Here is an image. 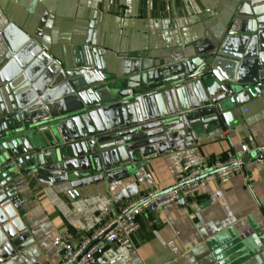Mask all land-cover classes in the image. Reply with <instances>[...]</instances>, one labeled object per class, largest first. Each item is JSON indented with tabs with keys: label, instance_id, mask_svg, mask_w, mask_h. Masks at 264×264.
<instances>
[{
	"label": "crops",
	"instance_id": "crops-1",
	"mask_svg": "<svg viewBox=\"0 0 264 264\" xmlns=\"http://www.w3.org/2000/svg\"><path fill=\"white\" fill-rule=\"evenodd\" d=\"M243 0H0L2 32L14 24L57 60L71 64L88 48L107 73L132 54L158 57L190 51L220 31ZM89 41V45H87ZM92 48L93 52H90ZM237 88V87H236ZM233 128L212 126L188 148L142 160L111 180L72 189L31 179L16 184L18 215L31 242L13 264H57L63 231L77 243L120 208L153 187H172L178 175L209 158L234 156L243 144H264V87L238 94ZM242 161L226 178L204 177L198 191L144 213L125 247L106 248L98 264H264V166Z\"/></svg>",
	"mask_w": 264,
	"mask_h": 264
},
{
	"label": "water",
	"instance_id": "water-1",
	"mask_svg": "<svg viewBox=\"0 0 264 264\" xmlns=\"http://www.w3.org/2000/svg\"><path fill=\"white\" fill-rule=\"evenodd\" d=\"M2 37L0 264H13L31 242L17 213L20 179L72 189L111 180L155 154L192 146L212 126L233 128L238 94L264 87V0H243L190 51L132 54L113 73L88 48L64 64L11 23Z\"/></svg>",
	"mask_w": 264,
	"mask_h": 264
},
{
	"label": "built area",
	"instance_id": "built-area-1",
	"mask_svg": "<svg viewBox=\"0 0 264 264\" xmlns=\"http://www.w3.org/2000/svg\"><path fill=\"white\" fill-rule=\"evenodd\" d=\"M252 151L255 160L264 166V144L254 149L243 144L232 157L209 158L201 164L187 168L178 175L175 184L170 188L153 187L133 198L105 224L90 231L75 244L71 243L69 232H61L58 239L60 259L57 264H98L97 256L106 248L119 249L131 243V236L138 228L139 218L144 213H153L168 203L196 193L199 182L204 177L221 179L240 173L242 156Z\"/></svg>",
	"mask_w": 264,
	"mask_h": 264
}]
</instances>
